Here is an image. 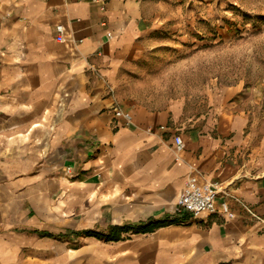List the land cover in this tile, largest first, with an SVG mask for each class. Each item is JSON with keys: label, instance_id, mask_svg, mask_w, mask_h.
<instances>
[{"label": "crops", "instance_id": "0c3cea01", "mask_svg": "<svg viewBox=\"0 0 264 264\" xmlns=\"http://www.w3.org/2000/svg\"><path fill=\"white\" fill-rule=\"evenodd\" d=\"M175 1L0 0V264H264V135L149 71ZM191 175L216 211L179 209Z\"/></svg>", "mask_w": 264, "mask_h": 264}, {"label": "rangeland", "instance_id": "374dc122", "mask_svg": "<svg viewBox=\"0 0 264 264\" xmlns=\"http://www.w3.org/2000/svg\"><path fill=\"white\" fill-rule=\"evenodd\" d=\"M172 9L152 52L155 87L203 104L228 93L246 131L264 135V0H176Z\"/></svg>", "mask_w": 264, "mask_h": 264}, {"label": "built area", "instance_id": "2783aa9c", "mask_svg": "<svg viewBox=\"0 0 264 264\" xmlns=\"http://www.w3.org/2000/svg\"><path fill=\"white\" fill-rule=\"evenodd\" d=\"M56 29L57 38L62 40L64 37V26L57 24ZM114 111L117 116L125 117L127 122H131L133 119L131 112L125 111L118 106L114 107ZM175 140L176 147L181 149L184 146L182 136L176 135ZM219 191L220 186L217 182L203 181L197 175H191L179 194L177 204L181 211H187L193 215L203 211L213 212L218 209L217 195ZM220 205L224 211L229 210L227 201L223 200Z\"/></svg>", "mask_w": 264, "mask_h": 264}, {"label": "trees", "instance_id": "16d2710c", "mask_svg": "<svg viewBox=\"0 0 264 264\" xmlns=\"http://www.w3.org/2000/svg\"><path fill=\"white\" fill-rule=\"evenodd\" d=\"M154 226H155L154 222H150L148 225L141 224V225L137 226V228L138 229H150V228H152ZM129 228H130L129 225H121V226L116 225V226H112L110 229L112 231V230H120V229L121 230L122 229H126L127 230ZM111 231L109 232V234L103 235V236H105L106 238H113V237L119 236V234H117V235L112 234Z\"/></svg>", "mask_w": 264, "mask_h": 264}]
</instances>
